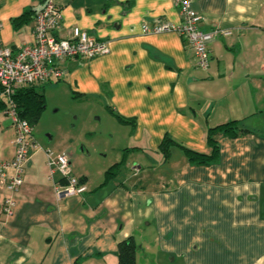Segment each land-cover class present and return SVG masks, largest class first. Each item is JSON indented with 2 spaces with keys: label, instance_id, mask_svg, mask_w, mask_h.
<instances>
[{
  "label": "crops",
  "instance_id": "0c3cea01",
  "mask_svg": "<svg viewBox=\"0 0 264 264\" xmlns=\"http://www.w3.org/2000/svg\"><path fill=\"white\" fill-rule=\"evenodd\" d=\"M43 1L0 0L3 46L16 52L32 43L34 18L18 29L12 20L37 13ZM52 2L62 15L59 39L78 28L108 53L64 62L62 80L35 91L75 97L112 141L95 158L73 144L99 127L59 142L37 139L33 127L38 148L27 152L22 186L10 194L0 180V264H118L117 244L128 238L136 264H264V0H191L199 29L218 32L206 70L194 68L192 50L175 32H143L180 24L173 0ZM232 120L249 133L217 137L214 163L190 164L172 146L167 157L160 151L168 138L209 154L207 129ZM13 140L1 109L0 162L11 161ZM46 152L67 155L83 193L56 196L61 177L50 173ZM9 195L14 207L6 217Z\"/></svg>",
  "mask_w": 264,
  "mask_h": 264
},
{
  "label": "built area",
  "instance_id": "2783aa9c",
  "mask_svg": "<svg viewBox=\"0 0 264 264\" xmlns=\"http://www.w3.org/2000/svg\"><path fill=\"white\" fill-rule=\"evenodd\" d=\"M173 1L180 12V24H157L153 28L144 26L143 32H175L192 50L194 68L206 70L210 61L208 44L218 32H203L199 29L201 17L191 8V0ZM61 23L60 8L52 0H44L42 8L34 17L32 43L13 52L3 46L0 40V103L14 130L13 157L9 162H0V180L5 182L10 194L22 186L28 150L38 148L33 137V127L17 114L12 99L14 93L22 88L42 87L62 80L65 75L62 64L68 60H92L108 53V48L103 42L78 28L72 29L70 38L59 39L57 34ZM46 163L50 173L56 171L61 177V184L54 185L58 198L79 195L85 191L80 180L72 174L65 153L53 155L46 152ZM7 171L11 174L7 175ZM13 207L14 199L9 195L1 206V214L10 216Z\"/></svg>",
  "mask_w": 264,
  "mask_h": 264
},
{
  "label": "trees",
  "instance_id": "16d2710c",
  "mask_svg": "<svg viewBox=\"0 0 264 264\" xmlns=\"http://www.w3.org/2000/svg\"><path fill=\"white\" fill-rule=\"evenodd\" d=\"M36 15L31 9L25 10L18 18L12 20L14 29H18L23 25L30 22ZM13 103L15 105L18 116L21 119L26 120L32 127L35 126L39 115L43 111V96L35 91V87H27L17 90L12 96ZM3 109V105L0 103V110ZM123 121L124 120H121ZM249 133V130L243 128L240 121L232 120L227 123L211 127L206 132V145L209 149V154H201L189 149H186L172 140L166 138L163 140L160 151L167 157L169 148H178L186 160L190 164L194 165H209L217 161L219 146L217 137L222 136L228 139H235L241 135ZM121 163L112 166L105 173V181L115 175V172L120 168ZM136 252L137 246L133 238H128L117 244L116 256L118 264H136Z\"/></svg>",
  "mask_w": 264,
  "mask_h": 264
},
{
  "label": "rangeland",
  "instance_id": "374dc122",
  "mask_svg": "<svg viewBox=\"0 0 264 264\" xmlns=\"http://www.w3.org/2000/svg\"><path fill=\"white\" fill-rule=\"evenodd\" d=\"M37 93L43 96V111L39 115L34 129V136L37 139L48 141L49 137L53 136V142H59L65 133L99 127L94 130L95 132L92 130L85 132L82 142L73 144L77 152H80V149L85 145L95 158L101 155L100 150L106 143H111L110 135L101 134V126H104V123H96L95 116L91 114L88 107L81 106L75 97L72 96L71 100L60 96L51 99L46 98L41 90Z\"/></svg>",
  "mask_w": 264,
  "mask_h": 264
}]
</instances>
